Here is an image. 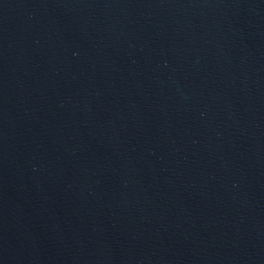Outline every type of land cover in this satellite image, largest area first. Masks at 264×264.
Masks as SVG:
<instances>
[{"label": "water", "instance_id": "95a60500", "mask_svg": "<svg viewBox=\"0 0 264 264\" xmlns=\"http://www.w3.org/2000/svg\"><path fill=\"white\" fill-rule=\"evenodd\" d=\"M0 264H264V0H0Z\"/></svg>", "mask_w": 264, "mask_h": 264}]
</instances>
